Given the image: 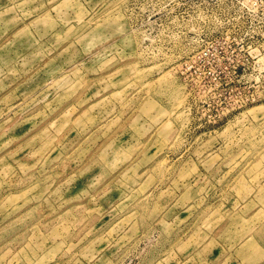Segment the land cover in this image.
Wrapping results in <instances>:
<instances>
[{
    "label": "rangeland",
    "instance_id": "1",
    "mask_svg": "<svg viewBox=\"0 0 264 264\" xmlns=\"http://www.w3.org/2000/svg\"><path fill=\"white\" fill-rule=\"evenodd\" d=\"M0 264H264V0H0Z\"/></svg>",
    "mask_w": 264,
    "mask_h": 264
}]
</instances>
